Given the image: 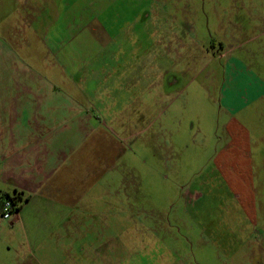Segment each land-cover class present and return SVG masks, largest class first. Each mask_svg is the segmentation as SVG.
I'll return each mask as SVG.
<instances>
[{
	"label": "rangeland",
	"instance_id": "rangeland-1",
	"mask_svg": "<svg viewBox=\"0 0 264 264\" xmlns=\"http://www.w3.org/2000/svg\"><path fill=\"white\" fill-rule=\"evenodd\" d=\"M57 127L107 194L15 188ZM0 264H264V0H0Z\"/></svg>",
	"mask_w": 264,
	"mask_h": 264
},
{
	"label": "crops",
	"instance_id": "crops-1",
	"mask_svg": "<svg viewBox=\"0 0 264 264\" xmlns=\"http://www.w3.org/2000/svg\"><path fill=\"white\" fill-rule=\"evenodd\" d=\"M241 107L235 109L239 110ZM72 109L74 112H78L75 105ZM35 130L37 133H33L29 136L31 138L30 141L26 135V140L28 141L25 147L26 151H24V154L20 155V157H13L14 159L12 162L17 161L18 164H16V168H11L12 171L10 172V175H13L15 179L19 181L15 188L23 192L24 195L26 194L29 196L28 203L34 201L35 194L38 193V190H44L43 195H45L47 193L50 194L53 188L58 191V193H62L58 196V199L61 201V207L67 206V208H69L74 205L73 207L75 208L76 200L65 198L63 191L71 189L67 195L78 197L76 192L80 189L82 190V187L84 188L80 182L82 180L87 181L85 187L87 185L90 191L100 183V186L103 187L100 195L102 192V195L104 193L107 194L108 184H112L105 183L104 181H112L113 179L110 177L111 168L108 166V160H104L105 157H102L101 162L97 161L96 157L95 159L91 157L92 162L89 161V164H87V161L82 163V158L81 156L79 157L76 151H80L83 141L80 138H76V135L74 136V140H70L73 134L72 132L59 133L58 127L46 134L44 133V129ZM22 140L20 141L22 142ZM89 144L92 145V143ZM110 147L112 149V154L114 145H110ZM75 157H77V162H72V159ZM81 163L83 168H85V172L83 173L81 171L79 175L78 172ZM40 178L44 179V181L41 182L42 184L37 182ZM51 179L58 180L59 183H48L47 180L50 181ZM46 205L48 207L49 203H46ZM110 208L112 209L111 204Z\"/></svg>",
	"mask_w": 264,
	"mask_h": 264
},
{
	"label": "trees",
	"instance_id": "trees-1",
	"mask_svg": "<svg viewBox=\"0 0 264 264\" xmlns=\"http://www.w3.org/2000/svg\"><path fill=\"white\" fill-rule=\"evenodd\" d=\"M12 200V205L15 206V200L16 198H10ZM19 211V208H15L14 209V212H18Z\"/></svg>",
	"mask_w": 264,
	"mask_h": 264
},
{
	"label": "built area",
	"instance_id": "built-area-1",
	"mask_svg": "<svg viewBox=\"0 0 264 264\" xmlns=\"http://www.w3.org/2000/svg\"><path fill=\"white\" fill-rule=\"evenodd\" d=\"M11 202H8V203H5V205H7V204H10ZM10 207V206H9ZM12 208H13V205H12ZM6 210H8V208L6 207L5 208ZM11 212V208L9 209V212L7 213V214H9ZM8 216V215H7Z\"/></svg>",
	"mask_w": 264,
	"mask_h": 264
},
{
	"label": "flooded vegetation",
	"instance_id": "flooded-vegetation-1",
	"mask_svg": "<svg viewBox=\"0 0 264 264\" xmlns=\"http://www.w3.org/2000/svg\"><path fill=\"white\" fill-rule=\"evenodd\" d=\"M13 198H16V197H13Z\"/></svg>",
	"mask_w": 264,
	"mask_h": 264
}]
</instances>
